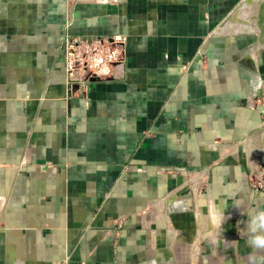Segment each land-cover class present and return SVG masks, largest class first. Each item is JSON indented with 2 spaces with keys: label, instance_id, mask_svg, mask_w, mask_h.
Masks as SVG:
<instances>
[{
  "label": "crops",
  "instance_id": "obj_1",
  "mask_svg": "<svg viewBox=\"0 0 264 264\" xmlns=\"http://www.w3.org/2000/svg\"><path fill=\"white\" fill-rule=\"evenodd\" d=\"M11 1L0 264H264V195L248 185L249 164L264 169L258 0ZM66 36H121L124 63L69 93Z\"/></svg>",
  "mask_w": 264,
  "mask_h": 264
},
{
  "label": "built area",
  "instance_id": "obj_2",
  "mask_svg": "<svg viewBox=\"0 0 264 264\" xmlns=\"http://www.w3.org/2000/svg\"><path fill=\"white\" fill-rule=\"evenodd\" d=\"M121 1L108 0L104 4L109 5V2L118 3ZM63 46L64 75L69 93L77 91L76 88L109 79L113 76L114 69L124 63V41L121 36L111 39L66 36ZM183 173L186 178L185 185L191 191L195 188L200 190L208 186V179L204 178L205 172ZM248 185L252 192L264 195V169L256 160L248 166ZM114 226L119 232L123 228V220L117 219Z\"/></svg>",
  "mask_w": 264,
  "mask_h": 264
},
{
  "label": "water",
  "instance_id": "obj_3",
  "mask_svg": "<svg viewBox=\"0 0 264 264\" xmlns=\"http://www.w3.org/2000/svg\"><path fill=\"white\" fill-rule=\"evenodd\" d=\"M249 0H244L243 4L248 3ZM258 7H257V11H256V23H257V29H258V38H259V43L260 46L264 45V33L262 32V30L264 31V27H262V22L264 20V0H258ZM233 16H230L229 19L220 27V29L222 28H226L229 20L232 18ZM215 34H219V33H215ZM221 35V34H219ZM95 81H99V80H95ZM94 82V81H93Z\"/></svg>",
  "mask_w": 264,
  "mask_h": 264
},
{
  "label": "rangeland",
  "instance_id": "obj_4",
  "mask_svg": "<svg viewBox=\"0 0 264 264\" xmlns=\"http://www.w3.org/2000/svg\"><path fill=\"white\" fill-rule=\"evenodd\" d=\"M16 1L25 2V0H20V1L19 0H14V2H16ZM63 1H65V3H67L69 6H71L70 9H72V7H74L76 4H80V3H84V2H95L96 0H63ZM6 2H13V1H11V0H0V3H6ZM108 4L109 5L110 4L114 5L116 3L115 2H109ZM105 5H107V4H105ZM256 31L259 32L257 28H256ZM262 32L264 33L263 30H262ZM204 178L208 179L207 173H206V176ZM184 183H186V180L184 181ZM197 185L199 187V183ZM186 188L189 190V192L191 191V189L189 187H186ZM206 190H207V187L206 188H202L199 191H200V193H202V192H205ZM191 192H192L191 195H193L194 189H192ZM211 221H214L213 217H211ZM210 263L211 264H219L218 261H217V258L214 256V254H212V258H211V262Z\"/></svg>",
  "mask_w": 264,
  "mask_h": 264
},
{
  "label": "bare ground",
  "instance_id": "obj_5",
  "mask_svg": "<svg viewBox=\"0 0 264 264\" xmlns=\"http://www.w3.org/2000/svg\"><path fill=\"white\" fill-rule=\"evenodd\" d=\"M104 1V0H103ZM100 2V1H99Z\"/></svg>",
  "mask_w": 264,
  "mask_h": 264
}]
</instances>
